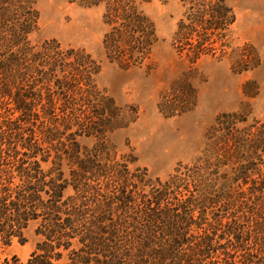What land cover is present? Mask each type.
<instances>
[{"label": "trees", "instance_id": "1", "mask_svg": "<svg viewBox=\"0 0 264 264\" xmlns=\"http://www.w3.org/2000/svg\"><path fill=\"white\" fill-rule=\"evenodd\" d=\"M67 1L104 8L111 62L130 70L151 60L159 38L142 7L155 0ZM179 1L185 9L173 39L179 55L192 63L227 60L236 74L261 65L255 47H236L237 15L227 0ZM36 4L0 0V264H25L4 255L16 240L25 243V231L39 221L43 242L27 264H54L76 241L82 247L69 264L89 263L78 261L82 253L97 264H217L222 241L236 250L253 241L258 252L239 264H264V124L225 114L193 164L156 180L149 192L132 188L138 177L111 155L107 138L136 122L138 112L118 106L98 86L100 67L85 50L58 41L32 44ZM184 91L164 94L159 111L168 118L193 111L199 93L191 85ZM80 137L98 139L99 150L84 156ZM69 187L74 194L66 198Z\"/></svg>", "mask_w": 264, "mask_h": 264}, {"label": "rangeland", "instance_id": "2", "mask_svg": "<svg viewBox=\"0 0 264 264\" xmlns=\"http://www.w3.org/2000/svg\"><path fill=\"white\" fill-rule=\"evenodd\" d=\"M227 3L237 15L233 29L236 47L250 44L260 56L261 65L253 71L236 74L227 60L204 57L192 63L187 56L179 55L173 45L178 23L185 13L179 0H155L143 5L142 10L156 25L159 42L144 67L130 70L121 68L106 56L103 42L108 27L103 7L87 8L67 0H37L35 8L40 19L38 30L30 36L32 44L40 46L47 41H58L65 48L85 50L100 67L96 77L98 86L118 106L138 112L136 122L107 138L111 155L126 164L131 175L138 177L135 183L132 181V188L138 186L149 192L157 186L156 180L165 182L180 165L193 164L202 156L218 119L225 114L248 117V125L254 121L264 124V0H227ZM187 85L199 93L193 111L174 118L162 114L158 108L160 98L166 93L171 95L172 90L182 95ZM181 99L178 105L186 100L184 96ZM128 115L135 114L130 110ZM78 141L88 151L84 156L100 148L96 138L80 137ZM43 168L51 170L52 160L43 163ZM63 171L69 178L72 168L64 162ZM73 194L72 187L65 191L66 198ZM213 213L224 216L225 211L214 208ZM226 222L224 219V225ZM40 226L41 221L32 223L25 231L26 242L16 240L4 257L17 256L27 264L43 242L38 234ZM242 227L247 228L248 224L243 223ZM76 242L69 251H62V258L54 264L73 262L72 251L77 252L82 247ZM232 244L220 242L223 247L215 256L217 264H239L246 255L258 252L253 241H249L245 250H236L235 243ZM82 254L78 261L97 264L96 256L92 259Z\"/></svg>", "mask_w": 264, "mask_h": 264}]
</instances>
